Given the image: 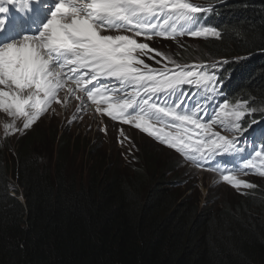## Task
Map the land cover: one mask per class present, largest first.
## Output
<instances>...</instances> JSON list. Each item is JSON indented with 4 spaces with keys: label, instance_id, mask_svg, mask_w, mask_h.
<instances>
[{
    "label": "trees",
    "instance_id": "16d2710c",
    "mask_svg": "<svg viewBox=\"0 0 264 264\" xmlns=\"http://www.w3.org/2000/svg\"><path fill=\"white\" fill-rule=\"evenodd\" d=\"M196 1L209 9L201 23L221 37L159 47L178 63L209 62L210 72L227 61L217 70L226 97L263 110L264 0ZM192 88L203 91L202 83ZM34 134L0 148V264H264V179L202 207L147 151L130 172L94 160L93 146L69 167L77 147L64 133L42 152Z\"/></svg>",
    "mask_w": 264,
    "mask_h": 264
},
{
    "label": "snow or ice",
    "instance_id": "6c2138e0",
    "mask_svg": "<svg viewBox=\"0 0 264 264\" xmlns=\"http://www.w3.org/2000/svg\"><path fill=\"white\" fill-rule=\"evenodd\" d=\"M6 2L16 4L17 0ZM19 3L29 9L30 3L40 0ZM207 11L190 0H59L37 34H25L0 46V112L12 121L4 124L5 135L29 130L53 103L67 107L74 96L79 104L69 123L78 119L90 101L95 105L94 115L133 125L201 168L210 167L204 162L217 156L223 160L242 152L238 140L250 130L255 132L251 125L242 128L239 123L244 109L249 108L248 101L221 102L212 115L202 117L199 111L186 108L182 89L185 84L203 83L205 88L212 86L210 95L220 83L217 70L227 61L213 63L211 72L205 71L207 64L188 66L171 56L167 61L172 67H150L144 57L159 64L156 58L166 54L137 39L219 38L221 33L215 27L201 23V14ZM4 23L0 18V30ZM65 85L66 94L60 98ZM153 122L163 126L155 127ZM214 126L241 136L228 138L214 131ZM97 130L107 133L108 127L98 126ZM120 136L125 138L123 132ZM253 151L257 158L264 156V146L256 151L255 141ZM227 164L225 161V167L216 171L228 185L237 190L256 187L239 179L237 169ZM252 167L248 159L245 168ZM259 175L264 177V170Z\"/></svg>",
    "mask_w": 264,
    "mask_h": 264
},
{
    "label": "rangeland",
    "instance_id": "374dc122",
    "mask_svg": "<svg viewBox=\"0 0 264 264\" xmlns=\"http://www.w3.org/2000/svg\"><path fill=\"white\" fill-rule=\"evenodd\" d=\"M137 39L139 42L151 44L159 39V37H153L152 40H146L144 38ZM163 45L164 44H161L162 47ZM194 49L195 47L192 50ZM197 49L199 50V48ZM164 50L165 52L169 51L168 49ZM167 53L170 54L172 58L176 59L172 52ZM193 57H195L194 60L196 61L201 60L200 58L198 59L197 56ZM156 59L160 60L159 57ZM145 63L150 67H162L159 65L160 63L157 64L152 59H146ZM182 89L186 99V108L199 111L202 117L212 115L213 109L217 108L221 103V101L211 96H206L199 91L183 87ZM131 91L132 89L129 88L128 92L130 93ZM78 104L79 101L73 96L72 99L68 101L67 107H56L54 111L48 110L29 130L23 133H9L7 136L4 132V124L11 123L12 121L10 117L0 112V148L2 150L15 148L14 142L18 136H24L35 131V134L30 139V143H32L36 150L42 152L49 144L50 137L57 131L60 132V134L64 133L71 140V147H77L75 161L68 160L69 167H72V165L79 167L76 164L78 161L84 160V157L85 159L88 157L87 153L90 152L87 150L90 146H93L95 150L91 156H94V160H97L99 156L102 155V158L108 164L111 162L118 163L128 172L132 171L133 165L136 164L137 155L140 154L141 158V153L147 151L152 154L158 167L168 168V178L177 180L180 185H185L187 189L185 193L190 197H198L200 199L202 207L205 205L206 207L213 205L214 202H227L244 189L242 187L240 190H237L221 179L216 169L222 170L225 167V161L228 162V167L237 169L235 174L239 179L251 183L264 179V177L259 175V172L264 170V156L257 158L253 151V141H255V150L257 151L256 136L261 132L264 133L263 129H259L261 122L255 121V123H253L254 121L249 120L248 125H246L248 120L240 119L239 123L242 128H248V126L251 125L252 129L255 130V132L250 130L238 140V147L244 150L234 155L226 156L223 160L217 156L213 161L204 162L210 165V167L201 168L195 163L185 159L174 149L158 143L146 133L136 129L133 125H123L121 122H113L108 117L101 118L99 114L97 117H92V114H87L86 111L81 113L78 119L69 123V120L76 114ZM251 112L252 111H249V115ZM204 122H207V120L205 119ZM16 123L18 127H22L19 121ZM153 123L154 126L158 128L163 126L161 123ZM105 125L108 127L107 133L97 130L98 126L105 127ZM169 130L170 129H165L166 132ZM213 130L220 132L228 138L241 136L240 132H225L219 126H214ZM121 132L125 134V138L120 136ZM122 139L124 140L123 144L121 143ZM248 159L252 160L254 165L251 170H246L245 168ZM83 167L84 169L86 168V166Z\"/></svg>",
    "mask_w": 264,
    "mask_h": 264
},
{
    "label": "clouds",
    "instance_id": "9594fccd",
    "mask_svg": "<svg viewBox=\"0 0 264 264\" xmlns=\"http://www.w3.org/2000/svg\"><path fill=\"white\" fill-rule=\"evenodd\" d=\"M161 42H165V41H160L159 43H161ZM162 49V48H161ZM229 100V105H235L236 103H240V102H242V100H238V101H230V99H228ZM56 107H61L62 108V106L61 105H58V104H55V103H53L50 107H49V109L48 110H53V109H55ZM249 108L251 109V114L249 115ZM249 108H245L244 109V114L242 115V117H241V120H244V119H246V120H248L247 121V123H246V125H248V123H249V120H251V121H256V122H261V126L259 127V129L260 130H264V109L262 110V109H256V108H253V107H249ZM249 115V116H248ZM92 117H97V116H94L93 114L91 115ZM101 120V119H100ZM101 123V122H100ZM262 133V132H261ZM262 135H264V133L263 134H261L260 136H256L257 137V139H256V141H262L261 140V136ZM263 145H264V141H263ZM261 147L262 146H260V148L257 150V151H259L260 149H261Z\"/></svg>",
    "mask_w": 264,
    "mask_h": 264
},
{
    "label": "bare ground",
    "instance_id": "6f19581e",
    "mask_svg": "<svg viewBox=\"0 0 264 264\" xmlns=\"http://www.w3.org/2000/svg\"><path fill=\"white\" fill-rule=\"evenodd\" d=\"M196 62V61H195ZM244 150V149H243Z\"/></svg>",
    "mask_w": 264,
    "mask_h": 264
}]
</instances>
